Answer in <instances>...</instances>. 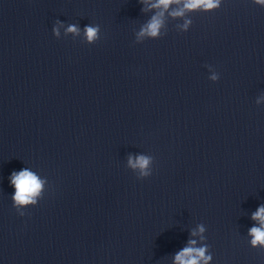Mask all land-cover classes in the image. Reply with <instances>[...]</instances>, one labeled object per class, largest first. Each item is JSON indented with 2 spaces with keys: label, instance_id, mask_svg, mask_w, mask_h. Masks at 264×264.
Segmentation results:
<instances>
[{
  "label": "clouds",
  "instance_id": "1",
  "mask_svg": "<svg viewBox=\"0 0 264 264\" xmlns=\"http://www.w3.org/2000/svg\"><path fill=\"white\" fill-rule=\"evenodd\" d=\"M140 2L146 7H142L141 11H148L152 9L158 10L136 34L137 42L142 41L144 38L160 39L161 29L165 26L164 15L172 5H182L177 9L169 12L173 18L184 17L186 12L192 11H204L213 12L221 7L223 0H140ZM253 3L264 7V0H253ZM192 21L187 19L181 25L183 32H187L190 29ZM52 32L58 38L60 36V27H63L60 21L56 22ZM83 31L85 40L89 45L95 44L100 39L101 28L98 24H88L84 28H81L77 24H69L65 29L66 34H72L79 36ZM211 69V66H208ZM209 79L213 82L219 80V74L213 72ZM264 101V96L257 98L256 104H261ZM154 158L150 155L129 154L127 158V167L132 170L137 176V179H146L153 173ZM10 184L14 188V193L11 197L13 207L19 216L26 215L24 209L28 207H34L38 204L39 200L43 197V191L46 179L29 169L22 168L19 171H13L9 177ZM251 219L256 221L257 224L248 230V235L251 238L249 244L252 248L264 249V205L259 206L255 212L252 213ZM204 225L198 226V232H192L195 236L198 233L203 234L205 232ZM188 247H184L174 257V264H209L212 260V255L208 253L207 245L202 247H195L196 241L190 240Z\"/></svg>",
  "mask_w": 264,
  "mask_h": 264
}]
</instances>
